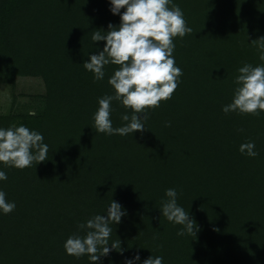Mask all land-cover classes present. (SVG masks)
Returning <instances> with one entry per match:
<instances>
[{"label":"trees","instance_id":"16d2710c","mask_svg":"<svg viewBox=\"0 0 264 264\" xmlns=\"http://www.w3.org/2000/svg\"><path fill=\"white\" fill-rule=\"evenodd\" d=\"M172 3L192 29L174 38L178 88L149 110L143 133L109 136L96 131L93 116L98 98L115 94L108 79L119 66H105L94 82L83 63L105 46L94 32L120 24L110 0H0V79L41 77L47 88L35 115L1 112L0 128L24 125L49 147L46 161L23 170L0 163L7 174L0 191L16 204L11 214L0 211V264H91L87 255H68L64 243L86 235L77 225L106 215L111 201L127 212L110 225V243L120 240L124 251L99 264L137 254L135 264L150 256L163 264H264V112L222 111L238 69L264 65L251 44L264 37V0ZM111 107L113 127L124 126L121 115L132 110L118 101ZM250 141L255 158L239 151ZM169 188L196 222V236H178L183 226L162 215Z\"/></svg>","mask_w":264,"mask_h":264},{"label":"clouds","instance_id":"9594fccd","mask_svg":"<svg viewBox=\"0 0 264 264\" xmlns=\"http://www.w3.org/2000/svg\"><path fill=\"white\" fill-rule=\"evenodd\" d=\"M110 3V11L120 16V24L117 27L109 23L106 35L100 31L94 32L92 40L106 41L105 46L83 63L84 69L93 74L94 82L104 79L105 66H119L108 79L115 94L98 98L94 125L98 133L109 136L143 133L149 110H155L162 101L170 100L178 88L183 71L175 63L174 38L182 39L191 34L192 29L187 25L183 10L172 0H110ZM251 44L258 49L259 59L264 61V37L253 40ZM238 73L233 80L236 85L233 100L223 106L222 111L225 114L236 112L258 117L264 112V65L245 63ZM113 101L132 110L131 117L121 115L122 121L127 123L118 128L113 127L110 118ZM29 114L35 115V110L30 109ZM166 126L171 125L168 123ZM239 151L252 158L259 155L255 151V143L251 141L241 144ZM48 152L49 147L44 143L42 133L24 125L0 128V163L6 167L20 170L29 168L34 162L37 165L46 161ZM2 180H7L4 171H0ZM165 195L168 199L162 202L160 210L169 222L183 226L177 235L183 236L187 232L196 236L199 228L189 212L178 205L176 189H167ZM15 208V202L6 201V193L0 191V211L7 215ZM125 215L126 210L119 203L111 201L106 215L97 214L86 223L77 225L79 230L86 231V235H70L64 243L66 253L77 259L87 255L91 264H99L100 258L108 256L112 250L119 249L123 254L120 240L110 243L113 231L110 225L119 224ZM137 261H140L139 254L133 259H126L125 264H135ZM143 264H163V257L150 256Z\"/></svg>","mask_w":264,"mask_h":264},{"label":"rangeland","instance_id":"374dc122","mask_svg":"<svg viewBox=\"0 0 264 264\" xmlns=\"http://www.w3.org/2000/svg\"><path fill=\"white\" fill-rule=\"evenodd\" d=\"M14 80L0 79V113H36L44 106L47 88L41 77L17 75Z\"/></svg>","mask_w":264,"mask_h":264}]
</instances>
